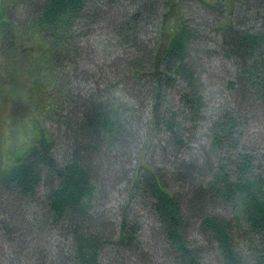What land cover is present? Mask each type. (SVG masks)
<instances>
[{"label":"trees","instance_id":"obj_1","mask_svg":"<svg viewBox=\"0 0 264 264\" xmlns=\"http://www.w3.org/2000/svg\"><path fill=\"white\" fill-rule=\"evenodd\" d=\"M121 1L130 3L128 16L113 22L117 35L102 43L112 46L105 54H117L116 76L96 78L75 93L57 64L81 51L75 37L82 42L83 32L118 18L120 0L0 4V64L18 77L25 53L13 52L23 41L38 75L31 90L47 97L39 98L35 119L19 90L10 103L6 124L23 121L31 139L19 135L13 164L0 169V264H106L114 256L118 264H147L149 254L154 264H264V147L246 136L250 123L264 117V0L235 1L227 14V5L211 3L222 15L221 37L200 52L195 47L202 35L185 17L182 0ZM37 37L46 42L41 53L32 44ZM219 53V70L227 72L222 85L209 82L218 70L202 63ZM41 64L54 67L45 86ZM213 100L217 108L207 111ZM146 111L151 124L137 153L123 157L124 171L117 157L137 142L131 124ZM128 135L135 143L128 144ZM181 149L182 160H167ZM115 158L120 182L107 189L105 165ZM115 199L118 225L106 221ZM138 206L158 229L137 222ZM99 211L105 220L97 218ZM57 238L58 246L48 249L46 241ZM141 238L146 247L155 241L154 253L145 251Z\"/></svg>","mask_w":264,"mask_h":264},{"label":"rangeland","instance_id":"obj_2","mask_svg":"<svg viewBox=\"0 0 264 264\" xmlns=\"http://www.w3.org/2000/svg\"><path fill=\"white\" fill-rule=\"evenodd\" d=\"M11 1L12 0H0V4L6 8L7 5H9ZM214 1L215 0H182L181 2V9L183 10L185 17L188 20H191L194 27L199 31L200 35H202L203 43L195 47L197 49L196 52L202 51L203 48L213 49V45H212L213 42L220 41L219 39L221 37V30H219L217 26H218L219 21L222 20V15H217V13L213 9L209 8V6H211V3H213ZM235 1H237V6H238L239 0H232V2H229V0H218V3L219 5L223 4V7H224V4L228 2L229 4H226V5H227V8L231 12V9L233 8L232 6L236 5ZM120 2L123 5V1L120 0ZM125 5H130V3L128 2V4H125ZM125 5L120 6V9L118 11L121 13L116 20L115 18H111V15L108 14L107 18L110 17L111 19H108L106 22L104 21V23L102 22L101 23L102 25H99L96 28L88 30L87 33H84L85 35L83 34L82 36V42L79 41L77 37H75L76 41L79 43V45H81L80 47L83 46L81 48V51L78 52L77 55H74L71 58L67 56L65 57L63 55V58L61 59L62 61L57 64L56 69H58L59 72L65 73V78H64L65 83L68 84V86L72 88L74 93L75 91H77V89L84 88L90 81L96 78H99V79L102 78V80L105 81L108 78L112 79L110 76H116L117 68L114 67V64H115L114 60L116 59L115 57H117V54L116 55L105 54L104 53L105 51H103V49L106 48L105 50L109 52L112 46L106 45V44L103 45L102 43L113 40L115 36L117 35V32L112 29V25L114 24L113 22L117 23L118 20L123 19L122 16L123 14H125V11L127 10ZM125 16H128V14L126 13ZM228 18H232V15L231 16L229 15ZM149 21L153 22L152 16L149 17ZM226 21L228 22L227 18H226ZM224 22L225 20L223 21V23ZM76 34L77 33L75 32L74 35ZM4 38L5 37L3 36V39ZM141 39H144V38H141ZM1 43H2V38L0 35V46H1ZM32 44L40 48L38 50V53H41V51H44L46 42L42 38L37 37L32 42ZM18 45H20L19 51L16 53L15 52L13 53L14 54L25 53L22 61H20L18 65L20 67L19 68L20 72H19L18 77L16 75V71L10 70L6 62L5 63L2 62L0 64V169H3V168L9 169V167L13 164L14 159L11 160V156L13 155L12 152L14 149L20 150V146L16 142H23L22 139L18 138L19 135H21L22 137L28 140L31 139V135L28 134L27 132V129H30V128L27 127V124H25L23 121L22 122L20 121L17 124H13L14 127L13 126L10 127L9 125L6 124L7 120L10 119L11 117V111H13L10 103H12L13 99L16 98L15 91L19 90L20 92H22L21 94L22 101H25V103H28V104L32 103L29 113H31L32 117H34L33 119H35L36 117L40 118V113H38V104H39L38 100H40L39 98H41V102H44L45 98H47L46 94L43 91H39L38 93V92L31 90L37 86L34 84V81H33V79L38 76L36 66L31 67V61L29 64V59H27V55H26L27 51L26 50L23 51L24 50L23 48H27L28 45L23 43V41L19 42ZM5 47L6 45H4V48ZM34 50L36 51V49ZM189 52L191 53V55L193 54L192 50L191 51L189 50ZM42 57L44 58V56ZM220 58H221V53H219L217 56L213 58L209 56V57L203 58L202 60V63L207 68L218 70V72L216 71L214 72L219 75L214 76V73L212 72L210 73L213 75L212 78H209V82L212 84L216 83V84L222 85L221 80L223 81L224 79L225 81V78L227 75L226 71L223 72L219 70L222 65L220 62L222 60H220ZM39 59L40 61L45 62L43 59H41V57ZM51 61L52 59H49V62ZM111 61H112L113 66L111 65V69H110L109 65ZM46 62L49 63L48 60ZM46 62L45 64H47ZM53 68H54L53 66L46 67L44 64H41L39 70L41 71V74H42V80H43L42 82L44 86L50 83L51 72L52 70H54ZM124 69L127 70L126 68ZM106 73H108V75ZM55 74L56 72H54V75ZM121 74L130 75V73L128 72H125V73L123 72ZM16 78H18L16 83L14 82V80L11 82L12 79H16ZM217 103H218V100L207 101L206 102L207 105H205L206 110L209 111L212 108L214 109L217 108L218 106ZM80 105L81 104H78L77 106L80 107ZM142 106L144 107V105ZM21 107L22 105L18 103L15 107V108H18V110H15V111L21 112L22 111ZM8 108H9V111H8ZM13 114H20V113H13ZM204 115L206 116L208 114L204 113ZM48 116L49 115H47V117L44 120L46 123V127L48 128V130L50 129V131L52 132L55 130V127H53L54 125L51 122L47 121ZM133 123L131 124L132 125L131 127H134L138 132L137 135L134 136L137 141L136 142L137 146H135L136 143L133 141V136L128 135V138H127L128 144H131V143H135V144H133V146L131 147H127L125 150H122L119 157H117L118 159L115 158L114 160H112L111 162L112 165H109V166L105 165L104 171L106 170L107 175L103 176V178L108 180V182H106V185H108L106 187L107 189L110 188L109 183L113 182L114 180H116L117 182L119 181L118 179H116L117 176L115 177L117 169L120 168V167L118 168L119 165H116V162H118L117 160H119V162L122 164V169L126 171L128 166L126 163V159L123 157L125 155H128L129 156L128 158H130L133 154L137 153V151L139 150L140 146L143 143V140L145 139V133H146L145 129L148 126H150L151 119L146 111L142 117H140L136 121H133ZM51 126L53 128H51ZM246 134H247L246 136L251 138V143L255 142L261 145L262 147H264V117H261L259 121L258 120L256 121L254 119V121L250 123L249 134L248 133ZM5 143H6V146H4ZM156 151L161 152L158 148L156 149ZM186 151L188 152V149ZM169 152L171 151L169 150ZM192 152H193V149L190 151V153L192 154ZM184 153H185L184 149H181V151H177V153L174 152V154L171 153V156L167 160L172 161L173 163L177 160L180 161V159L181 160L183 159ZM192 157L193 156H190V158ZM122 177H125V176L122 175ZM198 186H200V183L198 184ZM115 200H116V205L114 206L115 207L117 206V208L112 207V209L108 213L109 218L106 220L107 222H110L112 225H118V219L117 217H114V216L117 215L118 209L120 208V206H119V201L117 199ZM106 203H107L106 200L101 201L100 207H104ZM114 208L115 210H113ZM133 211L137 212V215L140 216V221L138 217H135V219L137 220V222H139L140 225H145V224L147 225V223L149 224V221L153 224L152 217L149 215V213L147 214V211L143 209L142 207L138 206L137 208H134ZM227 211L229 213L228 212H225V214L223 213L225 218H228L231 214L230 209H228ZM97 218L101 220L104 219L100 217V211H99V217ZM131 220H134V218H131ZM153 226L157 227L158 229L157 222H155ZM116 231L117 230H115V232ZM60 241L65 243V240L63 239H60ZM46 242H47V248L52 250L56 248L58 244V238L56 241H49V242L46 241ZM139 242L141 243L142 247L147 248L146 246L148 245L145 244V239L141 238V241ZM155 244H156L155 241H154V244L151 243L152 249H154V247L157 246ZM151 248H147V249L149 252L154 253V251L151 250ZM149 255L151 257L150 258L151 262L147 264H154L155 262L152 258L155 255H152V254H149ZM164 260L166 259L164 258L162 261ZM117 261H119L118 257L114 256L113 260L109 259L106 262V264H118ZM131 261L134 262L135 260L132 259ZM168 263L169 262H167V264ZM126 264H132V263H129L126 261Z\"/></svg>","mask_w":264,"mask_h":264},{"label":"bare ground","instance_id":"obj_3","mask_svg":"<svg viewBox=\"0 0 264 264\" xmlns=\"http://www.w3.org/2000/svg\"><path fill=\"white\" fill-rule=\"evenodd\" d=\"M118 2V1H117ZM133 2V1H132ZM115 4V3H114ZM118 5V4H117ZM113 12V11H112ZM124 24V23H123ZM116 28V27H115ZM113 29V28H112ZM117 29V28H116ZM70 30V29H69ZM73 31V30H72ZM75 32V31H74ZM86 33V32H85ZM83 34H84V32H83ZM82 34V35H83ZM72 35V34H71ZM85 35V34H84ZM248 39V38H247ZM145 41V40H144ZM219 51V50H218ZM226 53V52H225ZM116 58V57H115ZM110 59V58H109ZM90 60V59H89ZM182 66V65H181ZM178 68V67H177ZM250 72V71H249ZM226 79V78H225ZM245 79V78H244ZM230 82V81H229ZM229 86H231V85H229ZM149 107V106H148ZM106 110V109H105ZM189 120V119H188ZM108 147V146H107ZM234 155V154H233ZM233 214V213H232ZM49 215V214H48ZM56 215V214H55ZM235 216H236V214H234ZM232 216V215H231ZM231 218V217H230ZM234 218V217H233ZM236 221V220H235ZM242 222V221H241ZM103 225V224H102ZM55 237V236H54ZM48 240V239H47ZM57 244V243H56ZM58 246V245H57ZM147 248H151V246L150 247H147ZM60 249V248H59ZM184 249V248H183ZM156 250V249H155ZM145 251H148V249H145ZM154 251V250H153ZM48 252V251H47ZM59 254V253H58ZM60 256V255H59ZM87 257V256H86ZM159 261V260H158ZM172 262V261H171ZM54 263V262H53ZM57 263V262H56ZM55 263V264H56Z\"/></svg>","mask_w":264,"mask_h":264}]
</instances>
